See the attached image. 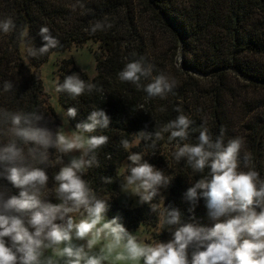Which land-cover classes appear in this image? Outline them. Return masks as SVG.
<instances>
[{"label": "trees", "instance_id": "trees-1", "mask_svg": "<svg viewBox=\"0 0 264 264\" xmlns=\"http://www.w3.org/2000/svg\"><path fill=\"white\" fill-rule=\"evenodd\" d=\"M76 2L0 0V20L11 17L17 25L11 33L0 32V108L37 111L44 117L41 126L57 132L59 120L37 70L52 51L83 46L89 41L97 43L94 76L82 71L72 58H63L57 63V81L62 83L65 76L77 73L102 89L85 92L76 100L62 92L59 102L66 112L69 107L77 109L75 118L68 117L74 126L86 122L95 109L104 110L110 117L108 128L88 134L107 135L109 141L96 151L97 164L82 176L98 198L106 201L105 215L109 219L119 217L127 230L144 224L153 242L170 241L180 226L160 228L159 214L149 203L130 207L117 202L118 170L124 163H131L128 160L131 153H143V160L171 178L151 203L159 204L162 199L163 207L178 209L181 224L212 227L214 221L208 215L206 200L199 197L194 211H189L192 205L185 199L188 188L206 175L208 169L203 174L195 173L185 161L177 162L173 152L183 143H197L201 126L208 128L213 139L223 132L225 145L233 139L234 123L227 108L229 98L238 102V86L233 82L264 91V0H80L84 7L73 10ZM97 21H106L112 27L92 33L91 26ZM25 24L30 26L29 36L37 48L43 45L38 35L42 25L49 27L61 46L45 56L29 57L19 38V30ZM141 57L155 66L154 76L164 72L176 80V86L165 98L149 99L143 87L119 80L118 73L124 66ZM6 80L13 83V91L3 92ZM149 82L142 79L141 85ZM255 97V104L249 108L252 113L243 127L248 131L252 153L249 167L264 181V95ZM177 108L181 111L177 112ZM180 114L192 120L191 128L196 129L194 132L190 129L187 141H169L170 133H164L155 147L151 141H141L130 150L121 146L122 139L132 141L141 131L154 133ZM25 147L35 145L29 142ZM49 153L52 163L37 167L49 178L44 200L57 204L54 177L63 165L55 160L59 156L62 159L64 154L55 149H49ZM243 158L240 156L241 170L247 171ZM106 178L111 182H106ZM2 189H7L9 195L20 192L11 182L0 178ZM193 250L189 248V258Z\"/></svg>", "mask_w": 264, "mask_h": 264}, {"label": "clouds", "instance_id": "clouds-1", "mask_svg": "<svg viewBox=\"0 0 264 264\" xmlns=\"http://www.w3.org/2000/svg\"><path fill=\"white\" fill-rule=\"evenodd\" d=\"M84 5L77 0L75 10ZM112 25L97 21L91 32L103 31ZM11 17L0 20V32L15 31ZM30 26L19 30V38L29 57H40L60 47V41L47 26H41L38 35L43 45L37 48L29 36ZM135 55V54H133ZM155 66L144 57L128 62L118 73L122 82L143 87L147 98H165L176 86V80L164 72L153 75ZM149 80L141 85V80ZM11 81L3 82V92L13 91ZM102 91L95 84L73 73L55 84L56 93H67L73 100L85 92ZM177 112L181 110L176 109ZM66 117L75 118L77 109L69 107ZM43 115L37 111H9L0 108V178L20 189L19 195L0 190V264H264V181L249 167L245 154L241 170L240 153L244 139L236 137L224 143L223 132L213 139L207 127L201 126L198 142L183 143L173 152L174 159L186 162L193 172L202 175L188 188L185 199L194 211L199 197L206 200L208 215L214 225L210 228L196 223L181 224V213L176 208L151 203L160 188L170 183V177L143 160V153H131L124 166L122 189L140 197L141 203L151 204L159 214V227L180 225L166 243H146L130 234L119 217L106 219L108 205L98 198L90 184L82 178L86 170L97 164L96 151L108 143L107 135H86L98 128L106 129L110 117L102 109L93 110L86 122L76 130L63 129L53 133L41 126ZM193 121L180 114L154 133L141 131L130 141H120L130 150L141 141L156 142L170 133L169 141H187ZM6 140V143L3 141ZM31 142L35 147H25ZM49 149L67 155L80 151L63 164L60 156L55 163L62 164L54 179L59 204L48 203L44 197L48 175L38 164L52 163ZM91 154V155H90ZM106 182H111L106 178ZM60 221V223H57ZM74 241H85L77 244ZM189 248L194 249L189 258Z\"/></svg>", "mask_w": 264, "mask_h": 264}, {"label": "rangeland", "instance_id": "rangeland-1", "mask_svg": "<svg viewBox=\"0 0 264 264\" xmlns=\"http://www.w3.org/2000/svg\"><path fill=\"white\" fill-rule=\"evenodd\" d=\"M97 49V43L89 41L83 46H71L64 51H52L48 55V58L41 64L40 68L37 70L41 76L44 89L48 93L49 101L53 105L59 120L56 131L63 129L64 132L71 133L76 130V126L72 125L69 122L68 117L65 116L66 110L59 102V93H56L55 91V84L58 79L57 63L59 65L62 62L63 58H72L74 60V63L82 71L87 72L92 77L96 73V59L94 52ZM238 82H233V85H235V87L236 85L238 86V102L236 103V101H234V98H229L227 108L230 118H232V121L234 123V127L232 128V132L234 133L233 138L241 137L244 139V147L241 149L240 156H245V154H247L249 157V162H251L250 158L252 157V153L251 150H249L248 131H245L243 124L248 121L249 115L252 113V111H249V108H251L255 104V96H263L264 91H260L259 89H256L252 86ZM80 154V151H73L67 155H64V157L62 158L63 163L67 164L71 160V158L78 157L80 156ZM65 157L66 160L64 159ZM125 165L126 163H124L118 170L119 189L116 194V200L119 204H126L130 207H138L142 204L140 202V197L132 194L131 192H125L122 189L124 179L123 175L121 174H125ZM59 203H61V201L58 199L57 204ZM105 217L106 219H109L106 215ZM57 223H60V221H57ZM127 231L130 234L136 235L138 238L143 239L146 243L153 242L151 232L144 224L135 229H130ZM74 242L77 244L85 243V241ZM116 264H125V262H116Z\"/></svg>", "mask_w": 264, "mask_h": 264}, {"label": "water", "instance_id": "water-1", "mask_svg": "<svg viewBox=\"0 0 264 264\" xmlns=\"http://www.w3.org/2000/svg\"><path fill=\"white\" fill-rule=\"evenodd\" d=\"M261 134H259V136H260Z\"/></svg>", "mask_w": 264, "mask_h": 264}]
</instances>
